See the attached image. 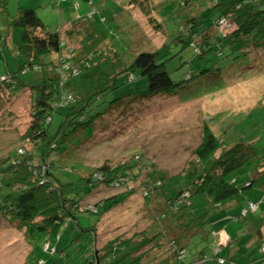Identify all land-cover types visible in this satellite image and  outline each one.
I'll return each instance as SVG.
<instances>
[{
    "label": "trees",
    "instance_id": "16d2710c",
    "mask_svg": "<svg viewBox=\"0 0 264 264\" xmlns=\"http://www.w3.org/2000/svg\"><path fill=\"white\" fill-rule=\"evenodd\" d=\"M128 1L142 8L150 2ZM158 5L165 19L159 28L167 41L150 51L134 48L130 41L120 50L98 20L88 15L47 30L36 9L20 8L11 14L4 0L10 16L4 24L23 28L14 43L23 64L12 69L7 62L5 73L0 68V105L28 91L31 121L7 146L0 140V152L4 147L7 151L0 154V219L24 231L35 253L47 245V264H65L67 257H71L68 264H212L208 263L210 253L219 264H264V238L259 237L264 224V184L263 196L246 193L264 179V155L254 143L228 144L223 131L218 134L206 123L191 149L193 159L175 175L158 169L157 161L138 146L126 160L123 154L95 168L81 155L101 131L116 134V127L143 109L139 101L160 94L191 101L223 88L227 80L214 87L213 79L219 74L227 78L231 69L236 70L228 76L232 81L240 80L242 71L244 79L262 72L258 60L264 52V0H164ZM110 7H115L113 0ZM120 11L115 7L112 21ZM175 20L179 31L172 26ZM90 23L100 27L99 42L111 39L117 59H101L99 52L90 56L85 47L80 55L70 43ZM8 31L0 39L4 49L11 44L13 30ZM179 42L178 48L191 47L193 53L186 57L182 51V62H189L187 69L176 68L181 73L173 77L166 62L169 48ZM61 160L63 164L57 165ZM248 164H254L249 175L238 176ZM143 172L149 175L142 185H130ZM137 189L149 211L153 205V227L120 232L95 249L102 215L130 200ZM234 204L217 218L209 215L211 210ZM81 214L99 215L97 226H82ZM250 215L258 217L259 226L247 232L251 236L240 248L241 232L232 234L225 225L243 220L249 224ZM72 221L87 233L70 235L69 244H61L62 230ZM170 225L173 237L165 231ZM222 230L229 237L219 242ZM256 242L261 257L249 252ZM222 248L228 252L226 258Z\"/></svg>",
    "mask_w": 264,
    "mask_h": 264
},
{
    "label": "rangeland",
    "instance_id": "374dc122",
    "mask_svg": "<svg viewBox=\"0 0 264 264\" xmlns=\"http://www.w3.org/2000/svg\"><path fill=\"white\" fill-rule=\"evenodd\" d=\"M162 1L164 0H150L146 7L142 8L128 0H113L115 7L121 10L116 13V22L111 20L115 12V7H110L111 0H7L8 10L11 14L17 13L20 8L33 7L36 9L47 30L55 31L70 19L88 15L91 20H98V24L107 32L108 37L118 43L120 50L124 45H130V41L132 47L150 51L157 50L167 41V36L162 33V28H159L165 20L158 12V4ZM3 6L4 0H0V39L9 32L8 29H11L15 43L23 28L21 26L11 28L6 23L4 24V21L10 20V16L7 15ZM147 10L150 12L147 13ZM98 24L90 23L87 29L80 31L73 38L74 41H70V43L80 55L84 52L82 50L85 47L90 56L99 52L102 56L101 59L105 57L111 60L117 59L110 38H101L99 42V35L102 36V33ZM172 26H175V30L179 31L176 20ZM14 43L7 44L5 49L3 45H0V68H3L4 73L7 62L10 63L12 69H17L19 64H23L22 58L16 57ZM173 44H175L173 48H169L171 53L166 62V69L172 73L173 77H176L177 73H181L176 68L186 67L187 69L189 63L182 62V51L187 57L193 53V50L191 47H187L186 50L178 48L176 44H182L180 42ZM259 61H261L259 66L262 68L260 74H254L250 78L244 79L245 76L242 77V75L245 72L242 71L239 73L241 79L232 81L229 78L234 75L236 70L231 69L226 74L227 78H223L224 74H219L213 79L214 87L221 86L227 80L223 84V88L207 93L199 99L180 101L175 94H160L145 102H137V105L143 109L138 110L135 115L131 114L129 121L116 127V134L111 135L107 131H101L92 142L88 143L85 153H81L84 161L95 168L103 162L112 163L123 154H126V158L122 157L126 160L133 154V148L138 146L148 153L151 160L157 161L158 169L169 171L170 175H175L180 172L187 160L193 159L191 149L196 145L206 123L210 124L213 131L218 134L223 131L226 143L246 140L254 143L259 150L262 149L264 155V52ZM191 67H194V63H191ZM31 73L33 72L29 71V74ZM4 102L3 106L0 105V140L2 146H7L6 142H10L11 138H19L18 136L29 127L31 105L28 91H23L15 98L10 97ZM94 141L97 143L95 144ZM4 148L0 154L7 152ZM61 155L64 157L62 153ZM56 164L62 165L63 160ZM253 168L254 164L244 166L238 176L243 177L244 172L245 175H249V170ZM148 175L143 172L136 179L137 181L130 185L141 186ZM263 184L264 179L256 182L254 188L243 190L247 195L259 198L263 196L261 189ZM100 193L103 194V191ZM90 199L92 200L93 196ZM235 204L231 208L222 207L215 211L211 210L209 215L212 218H217L227 210L233 209ZM155 206L157 207V205ZM150 207L152 210L149 211L144 203V197L138 190L130 197V200L103 214L100 221L101 227L98 229L101 234L94 245L95 249L103 248L109 237H114L120 232H134L137 228H149L150 226L152 228L155 218L152 215L153 205ZM149 212L152 213L149 214ZM99 217L97 214H81L79 220L84 227L91 224L97 226ZM249 217H252L249 224H245L243 220L242 225L240 221L238 223L240 225L234 221L225 225V228H228L232 234L241 232L238 235L241 237L240 248L246 245L245 242L251 236L247 232L253 231L251 229L256 230L259 226L256 221L257 216L250 215ZM75 223L72 221L70 226H66L62 230L61 244H69L70 237L77 233L84 235L87 233ZM165 231L169 236H174V228L171 225L166 227ZM176 232L178 235L181 233ZM261 236L264 238V234ZM40 245H42L41 242ZM46 248H48L47 245H42L35 253L33 241L26 237L24 231L19 230L14 224L0 219V264H37L39 262L47 264L45 262V259L48 261L47 254L44 252ZM248 248L249 252L253 250L258 257L263 255L257 242ZM42 249L43 252H41ZM67 249L70 254V247ZM223 249H221V254L226 258L228 252ZM209 255L208 263L219 264V260L213 257V253ZM70 260L71 257H67L65 264H68Z\"/></svg>",
    "mask_w": 264,
    "mask_h": 264
},
{
    "label": "crops",
    "instance_id": "0c3cea01",
    "mask_svg": "<svg viewBox=\"0 0 264 264\" xmlns=\"http://www.w3.org/2000/svg\"><path fill=\"white\" fill-rule=\"evenodd\" d=\"M68 28V27H67ZM14 38L13 36H11L10 38V43L13 44L14 42ZM261 230H262V233L264 234V224L261 226ZM228 237H229V234L227 233V231L225 230H222L220 233H219V239L218 241L219 242H224V241H227L228 240ZM259 237H262L261 235H259Z\"/></svg>",
    "mask_w": 264,
    "mask_h": 264
},
{
    "label": "bare ground",
    "instance_id": "6f19581e",
    "mask_svg": "<svg viewBox=\"0 0 264 264\" xmlns=\"http://www.w3.org/2000/svg\"><path fill=\"white\" fill-rule=\"evenodd\" d=\"M241 95V94H240ZM229 96V95H228Z\"/></svg>",
    "mask_w": 264,
    "mask_h": 264
}]
</instances>
